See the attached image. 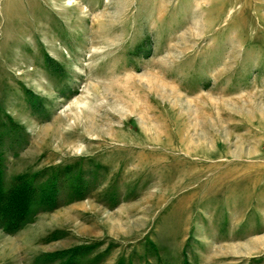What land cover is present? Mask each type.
I'll use <instances>...</instances> for the list:
<instances>
[{
	"label": "rangeland",
	"instance_id": "obj_1",
	"mask_svg": "<svg viewBox=\"0 0 264 264\" xmlns=\"http://www.w3.org/2000/svg\"><path fill=\"white\" fill-rule=\"evenodd\" d=\"M0 264H264V0H0Z\"/></svg>",
	"mask_w": 264,
	"mask_h": 264
},
{
	"label": "bare ground",
	"instance_id": "obj_2",
	"mask_svg": "<svg viewBox=\"0 0 264 264\" xmlns=\"http://www.w3.org/2000/svg\"><path fill=\"white\" fill-rule=\"evenodd\" d=\"M68 114V113H67Z\"/></svg>",
	"mask_w": 264,
	"mask_h": 264
}]
</instances>
